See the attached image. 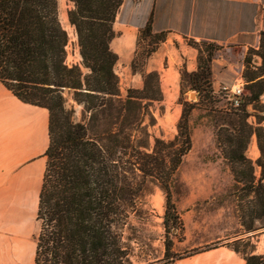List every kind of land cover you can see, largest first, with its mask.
Instances as JSON below:
<instances>
[{
	"label": "trees",
	"instance_id": "obj_1",
	"mask_svg": "<svg viewBox=\"0 0 264 264\" xmlns=\"http://www.w3.org/2000/svg\"><path fill=\"white\" fill-rule=\"evenodd\" d=\"M70 1L74 6L68 10V19L77 35L80 62L68 60L70 36L60 20L58 0H0V81L21 101L49 111L36 264H128L123 227L127 208L140 190L136 172L161 183L167 198L164 225L169 232L171 223L183 237L184 221L170 183L192 148L190 114L198 103H183L174 139L152 135L148 127L156 124V117L151 106L164 97L160 73H143V87L129 88L122 99L115 71L119 56L111 42L117 37L114 23L124 0ZM142 33L154 40L148 59L167 33H153L152 17ZM186 41L198 50V69L189 73L182 68V77L187 76L191 87L200 92L199 102L211 99V63L222 46L194 38ZM255 56L262 59L258 66L253 63ZM244 65L250 95L226 112L227 124L218 128L216 139L235 182L242 184V225L253 231L258 221L264 226V115H257L259 125L254 126L248 121L247 106L254 104L257 109L264 94V31L259 47L249 49ZM66 91L90 113V119L113 107L117 121L112 129L101 136L91 134L89 123L74 119ZM115 98L121 99L118 106ZM253 135L261 151L260 177L256 163L246 155ZM172 246L173 240L167 239V255ZM233 249L244 255L246 264H264V254L254 249L249 253ZM187 255H179L174 262Z\"/></svg>",
	"mask_w": 264,
	"mask_h": 264
},
{
	"label": "crops",
	"instance_id": "obj_2",
	"mask_svg": "<svg viewBox=\"0 0 264 264\" xmlns=\"http://www.w3.org/2000/svg\"><path fill=\"white\" fill-rule=\"evenodd\" d=\"M58 5L64 28L74 35L79 54L74 62H80L77 35L68 19V10L74 5L70 0H58ZM151 17L153 33L166 32L167 37L149 57L147 72L158 71L164 86L180 85L181 68L189 73L198 69V50L186 39L214 42L222 46L211 63L212 85L217 92L222 82L237 79L234 72L242 75L249 49L259 47L264 0H124L114 23L118 36L111 42L118 63H132L137 36ZM118 21L122 27H117ZM261 62L259 56L253 58L255 65ZM48 145L49 111L21 101L0 81V264H36L41 230L38 209ZM253 152L251 159L261 155L256 142ZM179 212L188 246L189 212ZM211 242L207 239L192 245L201 250L173 264H246L244 255L229 246L201 248Z\"/></svg>",
	"mask_w": 264,
	"mask_h": 264
},
{
	"label": "rangeland",
	"instance_id": "obj_3",
	"mask_svg": "<svg viewBox=\"0 0 264 264\" xmlns=\"http://www.w3.org/2000/svg\"><path fill=\"white\" fill-rule=\"evenodd\" d=\"M117 27H122L120 21ZM70 28V27H69ZM144 28V27H143ZM140 30L136 40V52L131 64L117 63L115 71L120 78L121 98L127 97L129 88L143 87V73L146 70L147 53L154 46L153 41ZM69 56L70 62L79 58L77 48H74V35L70 33ZM118 36V33H117ZM244 72V70H243ZM234 72V82L221 83L214 97L209 99L203 96L201 102L200 92L191 87L187 76L182 77L180 69V85L173 86L161 79L163 100L151 106L156 117V124L149 126V132L165 140L174 139L178 134V122L182 116L184 102L198 103L190 114V126L192 136V148L183 157L182 162L171 180L170 187L173 200L180 211L188 209V246L180 231L173 229L170 223L167 228L164 225L166 218V192L160 182L156 179L144 176L140 172L134 175L135 182L139 185V192L133 204L128 208V218L123 227L125 245L129 251L130 262L128 264H173L179 255L191 254L199 248H191L192 245L202 243L205 240H213L209 246L219 247L226 245L231 248H239L242 251L264 254V226L260 221L256 222L253 231H247L240 219V205L243 203L241 197L242 184H237L231 171L229 162L223 156L217 144V130L220 126L227 124V111L235 106L229 95L222 91L223 86L232 88L239 85L241 76ZM163 83V86H162ZM175 88V89H174ZM205 92H201V96ZM250 92L244 79V90L241 99L247 98ZM68 104L74 109V119L89 123L91 134L101 136L112 129L115 109L106 108V111L93 116L84 111L83 105L78 104L72 95L66 91ZM121 99L115 98V106ZM254 104L247 106L251 114L248 121L258 126L257 115H264V94L260 98L257 109ZM149 122V120H147ZM264 126V122L262 123ZM120 127V126H118ZM151 144L154 140L151 137ZM257 143L256 135H253L246 155H255L253 145ZM258 145V144H257ZM257 156L252 159L256 163V176L260 177L262 167L257 164ZM264 162V158L262 159ZM222 236L221 240H214ZM228 236L229 239L224 238ZM167 239L173 240V246L167 255Z\"/></svg>",
	"mask_w": 264,
	"mask_h": 264
},
{
	"label": "built area",
	"instance_id": "obj_4",
	"mask_svg": "<svg viewBox=\"0 0 264 264\" xmlns=\"http://www.w3.org/2000/svg\"><path fill=\"white\" fill-rule=\"evenodd\" d=\"M244 90V80L241 78L240 84L229 88L227 86L222 87V91L226 92L231 98L235 106H239L241 103V96Z\"/></svg>",
	"mask_w": 264,
	"mask_h": 264
}]
</instances>
